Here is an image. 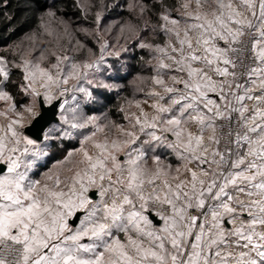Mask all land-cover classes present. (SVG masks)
I'll return each mask as SVG.
<instances>
[{"label":"snow or ice","instance_id":"1","mask_svg":"<svg viewBox=\"0 0 264 264\" xmlns=\"http://www.w3.org/2000/svg\"><path fill=\"white\" fill-rule=\"evenodd\" d=\"M24 4L0 264H264V0Z\"/></svg>","mask_w":264,"mask_h":264},{"label":"trees","instance_id":"2","mask_svg":"<svg viewBox=\"0 0 264 264\" xmlns=\"http://www.w3.org/2000/svg\"><path fill=\"white\" fill-rule=\"evenodd\" d=\"M24 8V0H3L0 3V44L6 45L15 39V36L10 32V28L17 26ZM23 14L25 16L29 15L27 12H23ZM9 16H14L16 19L10 21Z\"/></svg>","mask_w":264,"mask_h":264}]
</instances>
